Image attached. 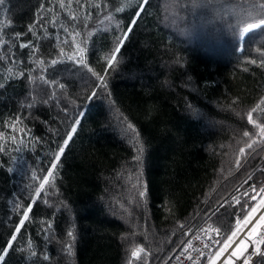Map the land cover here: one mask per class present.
Returning <instances> with one entry per match:
<instances>
[{"label":"trees","instance_id":"16d2710c","mask_svg":"<svg viewBox=\"0 0 264 264\" xmlns=\"http://www.w3.org/2000/svg\"><path fill=\"white\" fill-rule=\"evenodd\" d=\"M0 84V249L81 120L3 264H163L264 190V0H0Z\"/></svg>","mask_w":264,"mask_h":264},{"label":"snow or ice","instance_id":"6c2138e0","mask_svg":"<svg viewBox=\"0 0 264 264\" xmlns=\"http://www.w3.org/2000/svg\"><path fill=\"white\" fill-rule=\"evenodd\" d=\"M109 19H111V18L109 17ZM135 23H136V20L133 19L131 21L130 26L127 29V31H124L122 35H119V36L116 37V41L117 42L115 44V47L113 48L110 56L105 57V59L107 61V67L109 69H112L113 68V66H114V64H115V62L117 60V54L121 52V49H122L125 41L127 40L128 35L130 34V32L132 30V27L135 25ZM20 47L21 48H26V47H29V45L28 44H21ZM61 52H63V50H61ZM78 52L80 53V58L77 59L76 62L79 63V64H81V65H83V67L87 68V71L89 73H91V76L92 77H95V80L98 82V86L99 87H101L103 89H107L109 87V85H108V83L106 81V75H107V73L101 74L100 72L94 71L93 68L88 67L87 62H86V60L83 57L84 49H80L78 47ZM69 59H76V56L74 55L72 57H69ZM56 63H57V60H55V59L51 60V64L55 65ZM39 64L41 66H43L44 61L43 60H40L39 61ZM18 75L22 77L24 75V73L23 72H20V73H18ZM41 79H43V77H41ZM45 83H48V81H45ZM0 87H3V85L0 84ZM59 87L60 88H64L65 85L63 83H61L59 85ZM95 95H96V92L93 91L91 93V96L94 97ZM260 110L261 111H264V109H260ZM19 122H20L19 120L16 121V123H19ZM80 123H81L80 118H75L73 120L72 126L70 128V131L67 134L66 139L63 140L62 145H60L58 147V150L55 151L54 157L52 158L51 163H50V168L47 171V175L44 176L42 180H40L39 187L35 190V198L32 199L31 203L27 207H24L23 208V213L21 215V218L19 219L18 224H16V226L14 228L13 234L11 235V237L9 238V240L7 241L6 246L3 249H0V264H3V261H4L5 257L8 255V252L10 250H12L13 243L17 240V234L20 233L21 228L24 226L25 222L29 220V213H31L32 208H33V206L36 203V198H39L40 197L41 191L44 189L45 185L49 183V178L53 177V173L57 170L58 165L60 164L61 158H62V156H63V154H64V152H65V150H66V148H67V146L69 144V142L72 141L73 136L76 134L77 129H78V126L80 125ZM127 129L132 130V132H135L136 131L132 124H128L127 125ZM21 131H23V129H21ZM261 132H262V134H264V129H262ZM11 139H12L13 144H18V143H21L22 144L23 143L22 141H17V139H16L15 136H13ZM3 150L4 149L0 148V151H3ZM17 150H19V149H17ZM139 158L140 157L138 156L137 159H139ZM31 178L33 180H37L38 179L37 174H36L35 171H33L31 173ZM140 195L143 197V196L146 195V192L141 191L140 192ZM20 207H21L20 204H15L14 205V210L19 209ZM51 228H52V225H51V223H49L48 224V227L46 229H44V231L45 232H48ZM67 236L69 238H71L73 241L76 239V237L73 234V231H71V230H69L67 232ZM46 239H47V237H46ZM28 247L29 248L32 247L31 242H29ZM260 247H264V244H261ZM245 248H246V245L243 246V247H241V249L239 251H237L236 255L237 256H240L242 254V252L245 250ZM67 252H68V255L69 256H71L73 254L72 253V244H68L67 245ZM142 252H144V249L143 248H140L138 250H134L132 252V256L134 258L135 257H138L139 254L142 253ZM31 255L33 257L36 256V252L33 251L31 253ZM145 255H147V253H145ZM43 259L45 261H47L49 259V255L45 254L43 256Z\"/></svg>","mask_w":264,"mask_h":264},{"label":"bare ground","instance_id":"6f19581e","mask_svg":"<svg viewBox=\"0 0 264 264\" xmlns=\"http://www.w3.org/2000/svg\"><path fill=\"white\" fill-rule=\"evenodd\" d=\"M263 218L264 200L261 199L247 219H245L231 235L232 240L224 256L217 264H221L226 258L231 257L236 250L239 251L241 247L246 245L242 254L238 256V258H235V264H245L250 255L256 251L260 244V239L258 237L253 238L251 232L255 225Z\"/></svg>","mask_w":264,"mask_h":264},{"label":"built area","instance_id":"2783aa9c","mask_svg":"<svg viewBox=\"0 0 264 264\" xmlns=\"http://www.w3.org/2000/svg\"><path fill=\"white\" fill-rule=\"evenodd\" d=\"M218 243V236L204 227H198L172 255L167 264H200Z\"/></svg>","mask_w":264,"mask_h":264},{"label":"rangeland","instance_id":"374dc122","mask_svg":"<svg viewBox=\"0 0 264 264\" xmlns=\"http://www.w3.org/2000/svg\"><path fill=\"white\" fill-rule=\"evenodd\" d=\"M257 27V26H256ZM250 28H254V27H250ZM210 124H208V126H209ZM261 167H262V169H264V161L262 162V165H261ZM192 177L191 176H186V182H191V179ZM240 187V186H239ZM239 187H237V189H235V191L236 190H238L239 189ZM261 199H263L264 200V192L262 193V195H261V197L258 199H256L255 200V202H254V204H253V206H252V210L257 206V204H258V202L261 200ZM251 210V211H252ZM251 211H250V213L248 214V216L251 214ZM247 216V217H248ZM247 217L245 216L244 217V220L245 219H247ZM243 220V221H244ZM242 221V222H243ZM241 222V223H242ZM240 223V224H241ZM239 224V225H240ZM238 225V226H239ZM238 228V227H237ZM236 228V229H237ZM235 229V230H236ZM234 233V232H233ZM232 233V234H233ZM263 233H264V218L261 220V221H259L256 225H255V227L252 229V232H251V234H252V237L253 238H256V237H258L259 239H260V241L262 240V235H263ZM231 234V235H232ZM233 237V236H232ZM231 238V236L226 240V241H224L222 244H221V246L219 247V249L216 251V254L213 256V258H211V260L210 261H208L206 264H217L221 259H222V257L224 256V254H225V252H226V250H227V248H228V245H229V243L231 242V240H232V238ZM263 242V241H262ZM262 244V243H261ZM257 251H258V248H257V250L253 253V254H256L257 253ZM236 253H237V250L233 253V255L231 256V257H228V258H226L221 264H235V258H238V256L236 255ZM245 264H249V261H246L245 262Z\"/></svg>","mask_w":264,"mask_h":264}]
</instances>
